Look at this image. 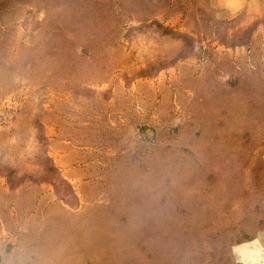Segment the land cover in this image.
<instances>
[{
	"label": "rangeland",
	"instance_id": "374dc122",
	"mask_svg": "<svg viewBox=\"0 0 264 264\" xmlns=\"http://www.w3.org/2000/svg\"><path fill=\"white\" fill-rule=\"evenodd\" d=\"M0 264H264V0H0Z\"/></svg>",
	"mask_w": 264,
	"mask_h": 264
}]
</instances>
